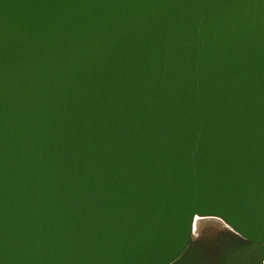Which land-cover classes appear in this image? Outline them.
<instances>
[{
	"label": "water",
	"instance_id": "1",
	"mask_svg": "<svg viewBox=\"0 0 264 264\" xmlns=\"http://www.w3.org/2000/svg\"><path fill=\"white\" fill-rule=\"evenodd\" d=\"M0 264H264V0H0Z\"/></svg>",
	"mask_w": 264,
	"mask_h": 264
}]
</instances>
